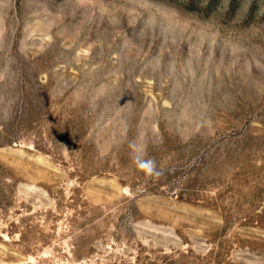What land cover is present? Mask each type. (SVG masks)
<instances>
[{
	"label": "rangeland",
	"instance_id": "374dc122",
	"mask_svg": "<svg viewBox=\"0 0 264 264\" xmlns=\"http://www.w3.org/2000/svg\"><path fill=\"white\" fill-rule=\"evenodd\" d=\"M0 264H264V0H0Z\"/></svg>",
	"mask_w": 264,
	"mask_h": 264
}]
</instances>
